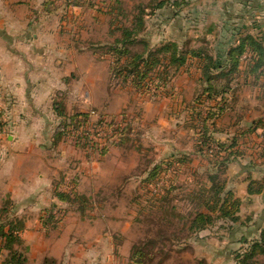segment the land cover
Returning <instances> with one entry per match:
<instances>
[{
    "label": "rangeland",
    "instance_id": "obj_1",
    "mask_svg": "<svg viewBox=\"0 0 264 264\" xmlns=\"http://www.w3.org/2000/svg\"><path fill=\"white\" fill-rule=\"evenodd\" d=\"M52 1L51 8L55 11L49 16H55L56 31H63L75 48L112 42L114 35H111L113 27L110 23L113 20L106 11L116 1L126 12L138 5L148 7L151 2ZM186 1L190 5L182 4L184 6L181 5L179 11L175 6H167L168 10L162 15L165 21L169 20L170 30L165 36L169 42L176 41L181 46L187 43L189 48L215 51L221 48V40L240 32L231 25L214 28V22L218 23L216 17L212 18V12L209 13L214 7L220 8L225 2L235 0ZM204 10H207L208 17ZM149 13L150 10L146 9V31L150 34L153 30L159 32L157 25L152 26ZM217 13L222 14L225 21L228 18L223 11ZM218 21L223 22L221 18ZM233 21L236 20L230 22ZM248 24L252 25L251 21ZM77 39L81 44L75 41ZM136 50L141 49L137 47ZM95 55L97 63L106 61L108 64V86L103 96L106 105L104 108H91L86 114L95 116L90 120L88 129L101 131L103 137L96 140L92 147L88 145L89 148L70 137L52 142L64 143L66 151L74 148L83 154L87 162L106 164V169L111 170L105 177L113 176L117 181L115 201L122 212L119 225L126 231L125 238L129 243L125 264H238L254 239L253 234H244L242 228L229 234L223 222L218 221L196 236L190 235L185 217L195 208L190 201V193L198 185L206 183L207 170L215 163L220 164L227 154L213 143L203 145V133L225 146H234L229 149L235 154L230 157L232 161L227 164L224 176L229 188L241 200L240 220L245 225L249 222L259 224L261 215L264 216V193L257 198L246 195L245 181L247 178H264V127L249 132L256 123L264 125V70L257 78V74L246 73L245 67L240 66L228 80L229 92L223 97L209 99L202 92L192 62L177 72L162 67L163 72L159 76L154 74L149 79V74L140 81L123 82L112 77L110 60L113 59L101 50ZM157 69L161 71L160 67ZM2 118L0 115V134L4 133ZM70 118L64 117L61 121L66 122ZM217 152L219 155L215 157ZM171 155H175L177 161L167 166L174 160ZM105 158L107 163L99 162ZM239 161L245 165H236L235 162ZM221 168L224 169L223 166ZM69 178L64 179V187L71 188L81 182L77 176ZM68 192L69 189L61 191L67 196L62 201V206L66 208L74 202L71 196L75 195ZM76 206L87 207L78 201ZM18 209L16 204L0 202V264L9 256L5 249L9 236L19 239L14 241L12 249L22 254L26 264H36L33 261L34 251L24 242L28 240V233L25 232L28 220L18 216ZM64 213L66 211L60 210L52 216L42 217L39 220L40 232L46 234L60 228L65 221ZM34 221L37 224L38 219ZM253 264H264V255L256 257Z\"/></svg>",
    "mask_w": 264,
    "mask_h": 264
},
{
    "label": "crops",
    "instance_id": "obj_2",
    "mask_svg": "<svg viewBox=\"0 0 264 264\" xmlns=\"http://www.w3.org/2000/svg\"><path fill=\"white\" fill-rule=\"evenodd\" d=\"M52 3L0 0V115L4 121V133L0 134V202L16 204L18 216L28 220V240L24 242L34 251L36 264L44 260L45 264L53 260L54 264H125L129 243L126 231L119 225L122 212L115 201L117 181L113 176L105 177L111 170L106 169V164L87 162L74 148L66 151L64 143L52 142L59 140L55 131L64 117L105 107L108 64L94 60L99 50L96 46L101 45L75 48L63 31H56L55 16H49L55 11ZM167 10L168 7L152 16L151 24L157 25L159 32L145 31L152 46L169 42L165 38L169 20L162 18ZM222 11L228 17L226 21L217 13ZM211 12L218 23L214 22V28L231 25L240 29L235 36L221 40V48L211 51L214 55L236 44L239 33L256 36L264 28V0L228 1ZM232 19L236 21L230 22ZM107 158L99 162L107 163ZM72 176L79 177L80 184L64 187V179ZM66 189L68 194H75L67 208L62 206L67 196L61 193ZM77 201L87 207H77ZM60 210L66 211L62 226L46 234L40 232L39 220ZM261 217L259 224L250 220L244 224V234L256 238L264 226V216Z\"/></svg>",
    "mask_w": 264,
    "mask_h": 264
},
{
    "label": "trees",
    "instance_id": "obj_3",
    "mask_svg": "<svg viewBox=\"0 0 264 264\" xmlns=\"http://www.w3.org/2000/svg\"><path fill=\"white\" fill-rule=\"evenodd\" d=\"M119 4L117 5L116 1L106 11V14L111 15L113 20L110 23V26L113 27L111 32V35H114L113 41L97 47L109 59H113L110 60L112 77L122 79L123 82L140 81L149 74V79L154 74L159 76L163 72L162 67L177 72L182 67H188L191 65L189 62H192L195 64V72L198 73V81L202 85L203 94H207L206 97L209 99H215L220 95L223 97L229 92L228 80L231 75L237 72L240 66L245 67L246 73L257 74V78L263 73L264 28L260 29L256 36L239 33L236 44L228 47L222 54L217 52L214 55L209 49L189 48L186 44L181 46L176 42L152 46L145 37L146 20L144 15L146 9L150 10L148 15L154 16L156 12L167 6L179 8L182 4L188 5V3L186 1L181 3L179 0H151L148 7L147 5H138L127 12L120 8ZM116 33L118 34L116 35ZM137 47L141 50H136ZM158 67L161 68V71L157 69ZM220 81H226L227 83L224 84ZM137 85L139 86V84ZM87 118V114H76L70 120L80 123L86 121ZM262 127L264 125L260 122L256 123L249 132L253 133L256 129ZM55 135L57 139L65 137L58 132V128ZM202 137L203 145L213 143L227 154L220 164L215 163L216 166L211 165V168L207 170L206 183L198 185L196 190L190 193V201L195 208L185 217L187 218V233L196 236L216 222L222 221L224 229L228 230L230 234L235 229H241L245 224L239 217L241 200L229 188L228 181L224 176L227 164L232 161L230 157L235 154L229 152V149H233L234 146H225L212 138L211 135L207 136V133H203ZM218 155L219 152L214 156L217 157ZM174 160L168 162L167 166L177 161ZM222 166L224 169L221 168ZM246 181L248 196H260L264 193V178L261 180L247 178ZM8 239L5 249L8 251L9 256L3 264H26V259L22 254L12 249L14 241L19 239H12L10 236ZM262 255H264V226L260 234L251 240L247 252L238 264H253L256 257Z\"/></svg>",
    "mask_w": 264,
    "mask_h": 264
},
{
    "label": "built area",
    "instance_id": "obj_4",
    "mask_svg": "<svg viewBox=\"0 0 264 264\" xmlns=\"http://www.w3.org/2000/svg\"><path fill=\"white\" fill-rule=\"evenodd\" d=\"M92 117L94 118L95 116L88 115L87 120L80 123L72 120H67L66 122L61 121L56 127V130L58 128V132L62 133L66 138L70 137L77 140L79 143L81 142L84 146L88 147L89 145L92 147L96 140L103 137L101 131L97 130L94 132L88 129V124ZM86 141H88L89 144H87Z\"/></svg>",
    "mask_w": 264,
    "mask_h": 264
}]
</instances>
